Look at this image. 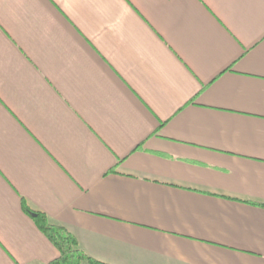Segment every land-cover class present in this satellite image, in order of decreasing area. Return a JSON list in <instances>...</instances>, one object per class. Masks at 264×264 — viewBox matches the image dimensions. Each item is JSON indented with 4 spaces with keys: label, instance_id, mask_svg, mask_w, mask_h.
Listing matches in <instances>:
<instances>
[{
    "label": "crops",
    "instance_id": "crops-1",
    "mask_svg": "<svg viewBox=\"0 0 264 264\" xmlns=\"http://www.w3.org/2000/svg\"><path fill=\"white\" fill-rule=\"evenodd\" d=\"M264 264V0H0V264Z\"/></svg>",
    "mask_w": 264,
    "mask_h": 264
},
{
    "label": "trees",
    "instance_id": "trees-1",
    "mask_svg": "<svg viewBox=\"0 0 264 264\" xmlns=\"http://www.w3.org/2000/svg\"><path fill=\"white\" fill-rule=\"evenodd\" d=\"M21 207L58 250V257L46 264H108L87 255L65 227L53 222L44 212L29 206L24 199L21 200Z\"/></svg>",
    "mask_w": 264,
    "mask_h": 264
}]
</instances>
